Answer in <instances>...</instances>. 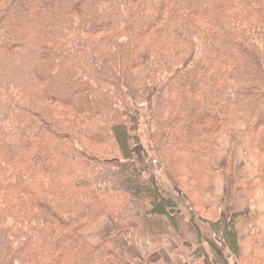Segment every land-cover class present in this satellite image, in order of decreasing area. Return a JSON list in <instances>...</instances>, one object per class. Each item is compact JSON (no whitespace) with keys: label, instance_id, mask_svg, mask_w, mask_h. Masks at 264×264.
Returning a JSON list of instances; mask_svg holds the SVG:
<instances>
[{"label":"trees","instance_id":"obj_1","mask_svg":"<svg viewBox=\"0 0 264 264\" xmlns=\"http://www.w3.org/2000/svg\"><path fill=\"white\" fill-rule=\"evenodd\" d=\"M143 53L149 140L176 197L133 150L139 113L125 73ZM220 133L230 148L214 170ZM243 136L258 167L237 182ZM217 179L225 195L264 183V0H0V264H121L119 242L144 264H177L138 245L140 230L162 222L163 241L191 261L204 247L218 257L221 244L235 264H258L235 228L241 220L255 240V212L222 225L202 200ZM183 212L195 245L180 237ZM100 218L110 230L92 244L80 231Z\"/></svg>","mask_w":264,"mask_h":264},{"label":"crops","instance_id":"obj_2","mask_svg":"<svg viewBox=\"0 0 264 264\" xmlns=\"http://www.w3.org/2000/svg\"><path fill=\"white\" fill-rule=\"evenodd\" d=\"M250 140L247 136H243L236 148V158L233 168V180L237 182H247L252 180L256 173L258 162L249 149ZM230 148V136L222 134L215 145V148L210 156V165L214 170H218L225 162ZM228 194H224V181L217 179L214 183L212 191H206L202 195V200L212 207L214 218L220 217L221 224H225L231 212L246 213L254 211L256 238L252 239L249 226L241 220L236 221V233L238 244L242 256L247 257L253 254L258 264H264V183L257 186L249 196L241 187L232 189L228 188ZM181 221V222H180ZM175 222L180 230V235L183 240L196 244V233L194 229L186 221L177 220ZM184 222V223H182ZM220 247V254L217 257H211L209 261L204 258L191 261L189 264H235L232 258L225 252V248ZM208 252V249H206ZM209 254V253H208ZM177 264H184L179 263Z\"/></svg>","mask_w":264,"mask_h":264},{"label":"rangeland","instance_id":"obj_3","mask_svg":"<svg viewBox=\"0 0 264 264\" xmlns=\"http://www.w3.org/2000/svg\"><path fill=\"white\" fill-rule=\"evenodd\" d=\"M147 54L143 53L140 55L139 60H140V65L138 69L131 71V72H126L125 77H126V82L130 88V93L132 95V104L131 107L134 110H137L139 113V131H138V136H139V145L134 146L133 150L134 153L137 155L140 161H144L145 159L143 158V155H146V160L149 164V172L156 177L158 183L161 185L163 188V193L165 195H173L176 197L174 193L173 188V178L171 174L163 168L162 161L158 160L156 158L155 153L153 152L150 144V135L153 132V123L151 120V111H150V105H149V100L151 98V95L153 93V88L152 85L148 81V65H147ZM226 133H220L218 137L216 138L213 148L211 151V154L215 148V145L218 141V138ZM210 154V156H211ZM115 155H117L115 151ZM163 158L165 160H172L173 155L171 152L166 151L163 153ZM203 195V194H202ZM183 214V215H182ZM181 215H177L174 217V219L177 220H182L186 221V216L185 213L183 212ZM143 218H139L140 224L142 223V226L145 225ZM181 222V221H180ZM176 223V222H175ZM184 223V222H182ZM188 223V222H187ZM189 224V223H188ZM191 226V225H190ZM202 230L205 231L206 227H203L200 225ZM110 230V226L108 225L107 221L104 218L98 219L96 222L88 224L84 226L80 233L84 238H86L89 242L92 244L98 242L108 231ZM143 229L139 231V244L140 248L144 251L145 248L147 247L148 252H154L157 253V250H167L170 251V255L166 256L165 253H163L161 256L162 258H165L167 261L171 258H179L178 260L179 263L183 262L185 264H189L191 260H189L188 253L185 249H174V246L169 243H166L168 241V238H161V233L162 235L171 233L169 232L170 230H167L166 223L162 222L160 225H155V227L151 230L150 228ZM165 231V232H164ZM181 237V235H180ZM182 238V237H181ZM159 241V242H157ZM166 243V244H165ZM195 245V244H193ZM207 249V247H204ZM203 248V249H204ZM117 253L120 255L122 258V263L121 264H144L141 259H139V255L136 252L137 250L132 247H125L124 243L119 242L116 246ZM203 249L202 252L204 254V259L206 261H209L211 257V251L208 249L207 251H204ZM217 249H220V247H217ZM220 251V250H218ZM221 252V251H220ZM209 253V254H208ZM216 255H213L215 258ZM153 260L159 259L157 255L153 256ZM182 258V259H181ZM202 259V258H201ZM161 260V259H160ZM198 260V259H197ZM136 261V262H135ZM133 262V263H132ZM135 262V263H134Z\"/></svg>","mask_w":264,"mask_h":264}]
</instances>
